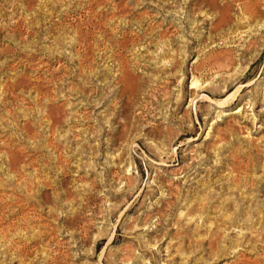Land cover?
<instances>
[{"label": "rangeland", "instance_id": "1", "mask_svg": "<svg viewBox=\"0 0 264 264\" xmlns=\"http://www.w3.org/2000/svg\"><path fill=\"white\" fill-rule=\"evenodd\" d=\"M0 264H264V0H0Z\"/></svg>", "mask_w": 264, "mask_h": 264}, {"label": "bare ground", "instance_id": "2", "mask_svg": "<svg viewBox=\"0 0 264 264\" xmlns=\"http://www.w3.org/2000/svg\"><path fill=\"white\" fill-rule=\"evenodd\" d=\"M20 78V77H19ZM13 80V79H12ZM31 83V82H30ZM194 84H196L197 85V82H195ZM40 90V89H39ZM25 91V90H24ZM6 102V101H5ZM15 107V106H14ZM40 108V107H39ZM16 118V117H15ZM21 129V128H20ZM194 130H195V128H192V129H188V133L190 134V133H192V132H194ZM26 131V130H25ZM14 155V154H13ZM16 178V177H15ZM24 178V177H23ZM3 207V206H2Z\"/></svg>", "mask_w": 264, "mask_h": 264}]
</instances>
